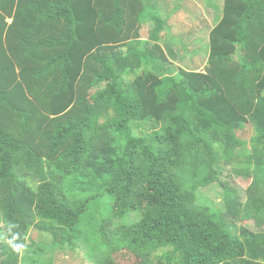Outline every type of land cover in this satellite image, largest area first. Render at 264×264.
<instances>
[{
  "label": "trees",
  "instance_id": "16d2710c",
  "mask_svg": "<svg viewBox=\"0 0 264 264\" xmlns=\"http://www.w3.org/2000/svg\"><path fill=\"white\" fill-rule=\"evenodd\" d=\"M145 10L0 0V264H41L34 228L53 252L88 242L99 264H264V0L223 1L204 72L171 71L169 24L144 38ZM147 121L161 129L136 136ZM226 168L253 180L247 202L220 180ZM214 184L222 209L202 195ZM95 187L118 219L98 231L99 251L82 226Z\"/></svg>",
  "mask_w": 264,
  "mask_h": 264
},
{
  "label": "rangeland",
  "instance_id": "374dc122",
  "mask_svg": "<svg viewBox=\"0 0 264 264\" xmlns=\"http://www.w3.org/2000/svg\"><path fill=\"white\" fill-rule=\"evenodd\" d=\"M145 3V13L143 17L142 36L148 37L149 27L156 20L169 24V30L163 35L164 42L170 44V55L173 60L171 71L177 72L183 68L187 71L204 72L205 64H207L208 43L207 32L210 27H214L217 19L221 16L220 9L224 0H143ZM219 7V9H216ZM180 11V12H179ZM182 14L180 21L174 22L176 15ZM186 18V20H185ZM168 29V27H167ZM163 42V43H164ZM167 46V45H166ZM169 49V50H170ZM134 132L138 137H148L158 132L161 125L155 121H147L144 123H134ZM239 137L247 142L244 146L245 155L252 153V140L256 135V128L253 124L247 126L240 131ZM240 153V151H239ZM220 180L226 183L230 188L236 190L241 197L242 202L248 200V190L253 184V180H248L244 176L235 174L231 169H225ZM101 183V182H99ZM223 189L214 184L213 187L202 189V195L215 203L218 209L223 207ZM90 195H96V199L89 204V210L82 219V226L85 231L91 234L94 239L92 247L100 250V234L103 223L118 225V219L114 214V199L105 190L95 187L91 189ZM240 206L241 204H237ZM132 220L137 221L138 216H131ZM125 222H132L130 217L124 219ZM236 224L238 227L248 226L254 231H260L255 221H241L230 219V223ZM110 227V226H109ZM97 233L98 236L95 234ZM33 242L37 246L44 249L46 255L41 258V264H99L100 255L91 253L88 249V242L76 241L75 246H67L64 249H57L55 252L51 249L53 243L52 235L42 232L34 228L30 233L29 245ZM163 252L160 253L162 255ZM156 257V256H155ZM37 256L33 255L30 262H35ZM119 264H135L123 260L122 256H117ZM157 264V258L154 259Z\"/></svg>",
  "mask_w": 264,
  "mask_h": 264
},
{
  "label": "crops",
  "instance_id": "0c3cea01",
  "mask_svg": "<svg viewBox=\"0 0 264 264\" xmlns=\"http://www.w3.org/2000/svg\"><path fill=\"white\" fill-rule=\"evenodd\" d=\"M179 12H180V11H179ZM176 17H177V18H176L175 20H173V23H174V22H177V21H180V19L182 18V14L178 13V14L176 15ZM185 20H186V18H185ZM164 34H165V33L163 32V35H164ZM163 35H162V36H163ZM164 37H165V36H164ZM163 46L165 47V49H167V46H166V45L163 44ZM196 71H197V70H196Z\"/></svg>",
  "mask_w": 264,
  "mask_h": 264
}]
</instances>
